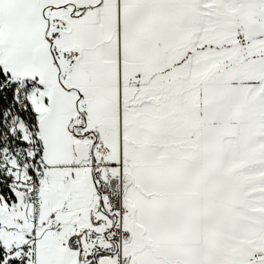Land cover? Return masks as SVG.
<instances>
[{
    "label": "snow or ice",
    "instance_id": "6c2138e0",
    "mask_svg": "<svg viewBox=\"0 0 264 264\" xmlns=\"http://www.w3.org/2000/svg\"><path fill=\"white\" fill-rule=\"evenodd\" d=\"M0 264H264V0H0Z\"/></svg>",
    "mask_w": 264,
    "mask_h": 264
}]
</instances>
